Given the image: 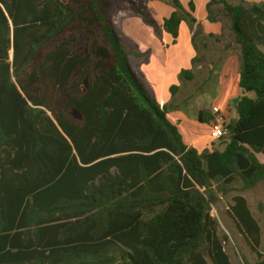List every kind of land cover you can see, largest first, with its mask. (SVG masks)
Returning a JSON list of instances; mask_svg holds the SVG:
<instances>
[{
  "label": "trees",
  "instance_id": "obj_1",
  "mask_svg": "<svg viewBox=\"0 0 264 264\" xmlns=\"http://www.w3.org/2000/svg\"><path fill=\"white\" fill-rule=\"evenodd\" d=\"M128 3L159 39L177 44L182 23L195 47L204 34L194 2L167 0L162 26ZM217 3L240 47L243 95L224 149L199 152L134 71L131 58L150 53L117 34L111 0H0V264H232L212 210L235 183L264 181V4L211 0L212 23ZM232 201L228 215L264 264L248 200Z\"/></svg>",
  "mask_w": 264,
  "mask_h": 264
},
{
  "label": "crops",
  "instance_id": "obj_2",
  "mask_svg": "<svg viewBox=\"0 0 264 264\" xmlns=\"http://www.w3.org/2000/svg\"><path fill=\"white\" fill-rule=\"evenodd\" d=\"M244 1L248 4H264V0ZM181 2L185 8H188L190 2H194L196 8L194 16L198 20V23L202 25L204 34L209 37H211L210 35H214L213 37H216L217 40H221L220 38L228 29L224 26L223 21L219 20L215 15L217 22L212 23L209 21L208 4L211 0H181ZM144 7L149 10L160 26H162L164 20L169 18L174 12V9L167 3V0L145 1ZM119 14L120 23L114 20V16L113 22L115 29L120 27L123 33V40L128 44L137 45L143 53H150L148 61L141 62L139 59L132 57L131 64L134 71L145 79L148 89L155 94L157 101L162 106L171 103L178 94L182 93L183 86L189 87L197 82V70L201 67L193 66V59L199 57L200 48L199 46L195 47L193 43V32L187 23L181 24L179 39L177 44L174 45L171 35L163 32L162 39H159L154 29L147 25L140 17L126 14L125 11H120ZM229 30L231 31V26L229 27ZM229 30L228 32H230ZM232 37V45H225L224 47L227 52L229 51L228 49L232 48L231 46H236L234 36ZM203 45L206 47L205 43H203ZM191 69L195 73L194 80L190 82H182L180 80L181 71ZM218 73L221 77L220 93L216 97L213 107L199 110L197 118L200 111H208L213 119H215V113L219 112L225 117L227 124H229L236 119L231 103L243 95L242 89L239 85L240 51L237 50L236 52L234 51L227 55L223 59ZM204 83V81L201 83L199 89H203ZM234 85L240 88V94L239 91L238 94H230V89ZM173 86H179L180 90L176 95L171 96L169 90ZM176 107H179V104L176 105ZM168 118L179 128L177 117L171 115L170 117L168 116ZM213 122L214 120L210 123L199 122L203 125L201 126L195 120L190 121L189 130L185 127V131L191 135V138L187 140L183 136L185 144L196 148L199 152H204L206 150L211 151L213 148L218 149V140L213 137Z\"/></svg>",
  "mask_w": 264,
  "mask_h": 264
},
{
  "label": "rangeland",
  "instance_id": "obj_3",
  "mask_svg": "<svg viewBox=\"0 0 264 264\" xmlns=\"http://www.w3.org/2000/svg\"><path fill=\"white\" fill-rule=\"evenodd\" d=\"M135 3L144 6L143 0H131ZM218 1V0H216ZM230 4H239V0H227ZM129 0H111V13L114 16V20L120 23V11H125L126 14L132 15L131 10L129 9ZM223 5L215 4L212 8L213 14L219 19L223 21L226 29L229 30L230 21L225 17L223 13ZM116 32L119 36H123V33L120 27L116 28ZM228 30L225 31V34L220 38L221 40H217L216 37H209L206 34L198 35L197 37V46H199V59L200 63L196 64V67H201L197 70V82L192 84L189 87L183 86L182 93L178 94L175 99L172 100L171 104L172 109H170L168 116L171 115L177 117V122H179V129L182 137L184 136L187 140L191 138V135L185 131V127L188 128L190 126V121L195 120L199 123L197 114L201 109H209L213 107L216 97L220 93V76L219 69L223 62V59L231 54V52L240 51V47L235 42V47L228 49L227 52L224 47L225 45H232L233 43V33ZM235 39V37H234ZM235 41V40H234ZM203 43H205L206 47H204ZM229 48V47H228ZM204 83L203 89H199L202 82ZM239 94L241 90L237 86H232L230 89V94ZM169 94L173 96L171 91L169 90ZM193 97H192V96ZM236 99L231 103V107L234 112V116H237L236 113ZM179 104V107L176 105ZM184 140V139H183ZM229 140L228 136L225 135L223 139L218 140V149L222 150L225 147V143ZM260 161L264 162V157L259 156ZM241 185L239 183H235L233 185V191L222 198L219 204L213 208L212 216L219 223V232L221 236L227 235L228 241L225 242V250L227 254L230 256L232 264H244L242 258L248 260L250 264H255L257 261V256L251 251L249 246L246 244L242 235L238 232L234 221L228 215L229 206L233 204V197L236 195L244 196L249 203L250 209L262 228V249H264V209L262 210L261 206H264V181L261 182L256 188L241 192L239 189ZM246 264V263H245Z\"/></svg>",
  "mask_w": 264,
  "mask_h": 264
},
{
  "label": "built area",
  "instance_id": "obj_4",
  "mask_svg": "<svg viewBox=\"0 0 264 264\" xmlns=\"http://www.w3.org/2000/svg\"><path fill=\"white\" fill-rule=\"evenodd\" d=\"M215 119L213 122V137L216 140H221L226 135L225 127L228 125L225 117L221 115L219 112L215 113Z\"/></svg>",
  "mask_w": 264,
  "mask_h": 264
},
{
  "label": "water",
  "instance_id": "obj_5",
  "mask_svg": "<svg viewBox=\"0 0 264 264\" xmlns=\"http://www.w3.org/2000/svg\"><path fill=\"white\" fill-rule=\"evenodd\" d=\"M243 263L245 264V260L242 258Z\"/></svg>",
  "mask_w": 264,
  "mask_h": 264
}]
</instances>
